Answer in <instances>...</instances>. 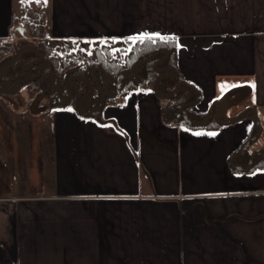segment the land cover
<instances>
[{
    "label": "crops",
    "instance_id": "crops-1",
    "mask_svg": "<svg viewBox=\"0 0 264 264\" xmlns=\"http://www.w3.org/2000/svg\"><path fill=\"white\" fill-rule=\"evenodd\" d=\"M15 4L0 0V40ZM42 4L54 39L174 40L193 110L217 123L166 122L153 88L112 95L104 127L61 108L45 191L0 195V264H264V162L251 161L264 150V0Z\"/></svg>",
    "mask_w": 264,
    "mask_h": 264
},
{
    "label": "trees",
    "instance_id": "trees-1",
    "mask_svg": "<svg viewBox=\"0 0 264 264\" xmlns=\"http://www.w3.org/2000/svg\"><path fill=\"white\" fill-rule=\"evenodd\" d=\"M23 7L24 15L21 18L14 14L12 16L11 32H15L17 26H22L24 34L12 35V38L0 42L1 55L14 54L17 49H23L7 71L14 79H20L22 86L50 95L53 90L44 88L47 81L50 83L58 80L64 84L72 75H79L78 80H83L82 77L90 76L91 69L99 67L108 78L116 80L118 85L112 86L117 94L133 89L153 88L160 98L167 101V106L163 109L166 122L190 128H212L216 125L214 118H207L206 114L193 110L198 97L177 73L174 40L136 38L130 49L123 54H114L109 47L104 46L92 56L85 52L70 56L65 48L44 36L42 0H24ZM28 37H32L33 41L28 40ZM80 61H85L83 63L86 64H77ZM76 64L78 66H74ZM93 64L96 66H92ZM85 66L92 67L86 70ZM84 93L82 88L76 89L63 108L71 107L81 114L79 106L84 101ZM111 97L112 95L103 94L102 100L98 99L100 106L105 105ZM255 127L257 134L260 127L258 124ZM244 152L249 160L251 155ZM256 160L264 162V150L252 156V163Z\"/></svg>",
    "mask_w": 264,
    "mask_h": 264
},
{
    "label": "rangeland",
    "instance_id": "rangeland-1",
    "mask_svg": "<svg viewBox=\"0 0 264 264\" xmlns=\"http://www.w3.org/2000/svg\"><path fill=\"white\" fill-rule=\"evenodd\" d=\"M23 8V4H15L14 15L21 18L24 15ZM42 23L44 26L43 21ZM26 33L29 34L27 31ZM19 34L15 31L14 36ZM44 36L56 42L61 48H65L70 56H77L81 52L92 56L96 50L103 49L104 46L109 47L114 54H123L134 42V39H123L94 44L54 39L49 37L45 30ZM28 40L33 41L32 37H28ZM22 50L17 49L14 54H0V195H36L45 191V189L41 190L37 184L40 173L45 179L51 176L56 114L61 112L60 109L64 107L76 89L82 88L85 92L84 101L79 106L80 108L78 107L82 110L79 116L82 115V119L92 118L90 120L102 127L110 123L109 119L102 117L103 110H99L102 107L99 100H102L103 94L107 96L117 94V90L112 86V84L118 85L116 80L108 78L99 67L91 69L90 76L82 77L83 80H78L79 75H72L64 84L58 80L50 83L47 81L44 88L53 90L50 95L28 89L21 85L20 79H14L15 77L7 72ZM83 62L85 61L77 64H86ZM77 64L74 66H78ZM92 66H85L86 70ZM113 124V127L118 130L117 123L113 121Z\"/></svg>",
    "mask_w": 264,
    "mask_h": 264
},
{
    "label": "water",
    "instance_id": "water-1",
    "mask_svg": "<svg viewBox=\"0 0 264 264\" xmlns=\"http://www.w3.org/2000/svg\"><path fill=\"white\" fill-rule=\"evenodd\" d=\"M24 27H22V26H17L16 28H15V31H18L20 34H24ZM12 35L14 36L15 35V32H12Z\"/></svg>",
    "mask_w": 264,
    "mask_h": 264
},
{
    "label": "built area",
    "instance_id": "built-area-1",
    "mask_svg": "<svg viewBox=\"0 0 264 264\" xmlns=\"http://www.w3.org/2000/svg\"><path fill=\"white\" fill-rule=\"evenodd\" d=\"M161 105H162V108H165L167 105V102L163 101Z\"/></svg>",
    "mask_w": 264,
    "mask_h": 264
},
{
    "label": "snow or ice",
    "instance_id": "snow-or-ice-1",
    "mask_svg": "<svg viewBox=\"0 0 264 264\" xmlns=\"http://www.w3.org/2000/svg\"><path fill=\"white\" fill-rule=\"evenodd\" d=\"M37 2H39V0H37ZM21 3L23 4L24 3V0H21Z\"/></svg>",
    "mask_w": 264,
    "mask_h": 264
}]
</instances>
